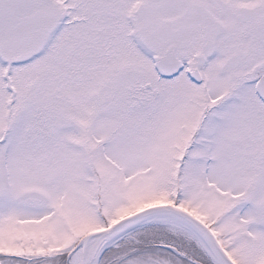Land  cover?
I'll use <instances>...</instances> for the list:
<instances>
[{"label":"snow or ice","instance_id":"snow-or-ice-1","mask_svg":"<svg viewBox=\"0 0 264 264\" xmlns=\"http://www.w3.org/2000/svg\"><path fill=\"white\" fill-rule=\"evenodd\" d=\"M0 264H264V0H0Z\"/></svg>","mask_w":264,"mask_h":264}]
</instances>
